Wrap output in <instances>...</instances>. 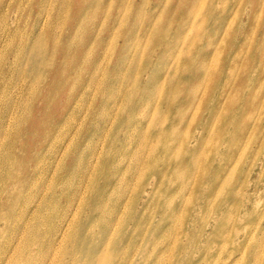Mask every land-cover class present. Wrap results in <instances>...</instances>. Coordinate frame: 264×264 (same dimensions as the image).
<instances>
[{
	"label": "bare ground",
	"instance_id": "6f19581e",
	"mask_svg": "<svg viewBox=\"0 0 264 264\" xmlns=\"http://www.w3.org/2000/svg\"><path fill=\"white\" fill-rule=\"evenodd\" d=\"M148 1L92 0L91 5H77L79 7L75 11V5H72L73 0H0V17H7L14 13L13 22H5L6 25H9L8 30L11 28L10 32L14 30V34L20 33L17 38L4 42L5 52L11 50L14 58L13 61L7 63L5 68L8 72L4 84H2L0 77V132L5 130L6 120L9 119L6 117L10 114V119H15L18 127L16 131L7 135V142L13 148H17L19 145V149L22 151V153L16 152V155L3 159V164L12 168L0 175V239L3 233L11 229L13 224H17L13 233L19 234L24 239L22 245L19 246L21 256L18 260H15V255L13 256V252L9 248H0V264H33L38 255L37 241L46 250L48 247H52L53 242L61 238L64 240L72 228H75L74 234L77 236L81 235L82 228L90 231V233L87 239L80 244L67 246L64 252L70 255L71 259L61 258L57 260L58 264H123L121 261L133 256L131 249L126 244L127 242L133 243L134 239L131 234L126 236L124 233L117 238H115L114 233L110 234L114 223L120 222L123 218L119 212H114L108 216L106 227L100 226L98 235L105 241L102 245H93L92 241L96 238V234L91 230L88 221L84 223L75 221V215L69 219L66 213L61 217V223L59 224V221L55 225L50 214L54 211L60 215V208H64L66 211L70 210V214L74 213L73 202L77 195H70L66 190L72 175L70 176L67 170V161L62 162V158L68 153L73 140L74 131L71 132L70 130L71 119L73 116L77 117L85 112L86 114L80 119V122L85 123L88 117L87 113L90 112L89 118L92 116L96 102L88 104L89 106L80 105V103H84L83 97L88 96L92 91H100L99 86L104 80V74L101 75V71H99L101 64L96 61L90 77H85L80 84L83 85V90L78 93L76 98L70 100V97L77 91V82L72 80L73 70H70L67 65L69 61L79 59V56L68 52L70 41L85 30L87 26L94 25L108 29L109 36L106 40L103 38L101 43L107 44L105 46L106 51L110 50L119 42L117 35L120 27L126 24L122 22L124 17L134 12L136 3L145 6ZM3 3L5 6L1 8ZM242 3L246 5L245 13L242 14L238 30L228 43L225 42V39L233 12L231 9H227L226 4H223L222 9H220L216 2H211L205 11L202 7L195 10L191 6L181 4L180 8L177 6L174 10L176 14L168 28L176 26L177 35L183 38L188 34V31H196L192 45L204 37L212 39L211 44H215L216 47L217 43L219 46L225 42L227 52L226 56L224 55L225 57L220 59L215 69L214 64H210V62L200 64L198 67V60L190 58L188 62L194 68L190 77L179 78L177 82L180 91L190 87L195 94L188 91L184 98H178L175 94L169 96L168 102L169 100L174 102L170 107H175L177 111L189 109L198 104H203L205 107L204 114L199 119V128L195 137L196 143L189 147V140L174 153L177 159H180L176 165L164 163L160 166L161 160L158 157L152 162L146 158L142 165L148 173L149 170L157 171L158 175L166 174L172 170L181 172L185 169V172L190 174L191 183L184 187V191L194 189L196 203L193 206V212L189 215L190 220H188L184 234L189 240L197 236L203 237L204 252L214 257L224 251H228L229 255L236 252H246L248 241L259 232L264 233V208L258 209L259 211L255 213L251 205L254 196L264 182V132L261 133L258 141L252 142L257 130L264 128V22L260 23L258 20L257 23L256 21V19L264 18V4L262 5L263 1L261 2V0H242L237 4L242 5ZM73 7L74 13L71 11ZM219 9L221 11H218ZM111 10L118 12V14L111 15L113 12ZM200 15H203L205 20H210L213 16L216 17L214 24L208 27L206 31L199 29L196 25ZM152 17H156L154 11ZM244 17L251 20L247 27ZM5 19L7 20V18ZM62 21H67L65 27H60ZM175 21L179 22L175 23ZM151 26L152 24L149 25L148 23V31ZM5 29L7 28L4 27L3 31ZM251 29H254L255 36L259 33L257 42L253 41L248 45L245 40L239 41V37ZM91 32L86 31V41L91 39ZM123 38L126 41V38ZM21 42L25 45L36 42L35 52L31 50L32 47H29L25 55L17 56L16 50L19 47L17 44ZM154 42L157 43L156 45L162 42L166 48L172 50L176 44V37L174 38L173 34L169 33V37L158 38ZM180 45L181 43L178 47ZM3 55L1 56L3 57ZM30 55L34 56L33 63L29 62ZM184 55L181 49H177L176 53L168 54L164 65L165 71L162 74L163 80L161 79L163 81L162 88L165 87L166 83L172 84L167 78L173 74L174 70H177V77H179L178 73L185 71L186 64L180 68L175 67V57L183 58ZM205 56L211 57L212 52L206 53ZM26 61L31 67L22 69L21 64L26 63ZM256 67L259 68V73L252 74ZM172 77L175 79L174 76ZM19 78H27L29 86L25 88L24 83L21 85L24 92L27 90L28 93H31L35 89L38 90L36 97L32 95L26 102H33L30 113L34 111L35 117H39L38 121L33 118L31 122L23 124L20 117L26 103L20 106L17 104L10 105L7 95L18 86L17 79ZM147 79L149 81V76ZM213 79L216 80L211 84ZM108 81L110 82V79ZM104 83L106 88L110 89V84L108 85L106 79ZM206 87L204 93H209L208 99H205L201 92V89ZM112 93L114 96L116 95L115 87L112 89ZM102 96L105 98L107 94L103 92ZM40 99L43 100L41 103L38 102ZM107 100H105L106 103ZM111 103L110 98L109 104L107 103L108 107ZM163 103H167L166 99ZM51 108H53L51 112L56 123L52 129H48L50 122H45V118H41V116H49ZM231 108L233 112H230ZM144 114L141 112V115ZM193 118L188 115L187 110H184L175 118L167 121L170 124L168 127L165 122L162 126V118L153 117L149 126L155 131L156 148L170 149L172 136L177 131L186 128L193 122ZM27 121H29V116ZM135 121L133 119V122ZM240 122H243L244 125L239 130L236 128L233 131L231 127ZM42 123L46 129H42ZM140 123H143V119L131 123L128 128H136V125ZM24 126L32 131L31 139L21 136ZM99 127L102 131L103 122ZM216 127L218 130H215ZM128 134L126 130L124 136L131 141L130 136L133 135L129 136ZM101 135L98 134L96 137ZM1 136L3 135L1 134ZM101 138L102 136L98 139ZM210 144L218 147L217 151L208 153L207 148ZM249 144L252 147L243 172L246 173L244 175H248L250 181L246 185L237 183L235 186L236 179L232 167L241 162ZM127 149L129 150V148ZM30 152H33L34 155L28 156ZM47 152H50L52 156L46 162L45 155ZM85 165L86 169L78 184L83 185L85 183L88 189V183H91L94 175L92 159ZM15 166L19 169L13 171ZM257 169H259L258 173ZM127 172L128 170L122 169L115 171L113 176L109 178V182L102 187L101 192L115 191L121 180L119 177L127 174ZM42 178L52 184L50 185V193H48L46 182L42 185L39 184ZM36 185L39 186V189L32 192V187ZM158 185V182L153 183V188ZM242 192L246 194L243 200L245 209L243 217L245 218L240 219L239 225L247 224L252 219L251 216H257L254 227L245 234H242V230L238 228L226 226V223L229 222L230 209L236 206L239 194ZM107 201L108 197L93 195L92 201L89 202L93 210L90 216L93 218L101 216L100 214L95 215L94 211L105 206ZM119 207L124 208V202H120ZM162 215L164 217L165 212H162ZM20 220L23 221L19 223ZM135 223L137 230L139 222L136 221ZM53 225L55 226L51 230H46ZM196 227L198 229L195 231ZM9 238L7 241H10ZM11 238H15V236ZM78 239L80 238L78 237ZM112 240H114L115 246L118 245L119 241L123 243L119 247L118 256H115L117 247L114 246L110 249ZM233 241H238L237 246L230 249L228 246ZM142 248L149 252V242ZM184 248L188 251L192 250V246H185ZM141 255L143 257L140 260L132 261L131 264H149V254L145 252ZM117 257H121V260L118 261ZM219 260L217 259V261Z\"/></svg>",
	"mask_w": 264,
	"mask_h": 264
},
{
	"label": "rangeland",
	"instance_id": "374dc122",
	"mask_svg": "<svg viewBox=\"0 0 264 264\" xmlns=\"http://www.w3.org/2000/svg\"><path fill=\"white\" fill-rule=\"evenodd\" d=\"M126 1L127 0H125V2ZM137 1L142 2V0ZM262 1L263 5L264 0H261V2ZM211 2H216V5H218V7L220 6V9H222L221 6L223 4H226L227 9H231L233 12L225 39V42L228 43L233 38V34L238 30L240 19L243 16L242 14L245 13V3H242V5L237 4L242 2V0H149L145 6L136 3L134 12L124 17L122 22L126 24L121 26L118 30V44L114 45L110 50L106 51L105 46L107 44H104V42L101 43L103 38L105 40L108 38V29L96 27L94 25H89L85 29L88 33L92 31L89 41H86L85 34L87 33L85 30L73 37L70 41L68 52L79 56L78 60L69 61L67 65L70 70H73L71 75L72 80L74 79L77 82V91L70 97V100L76 98L78 93L83 90L84 87L80 84L84 81L85 77H90L93 72L92 68L94 62L96 61L101 64V69L99 71H101V75L104 74V80L102 79L103 82L99 86L100 91H92L91 94L83 97L84 103H80V105H88L92 102H96L92 116L89 118L90 112L87 113L88 117L85 123H82L80 119L86 114L85 112L77 117L72 115L73 118L71 119L70 130L71 132L74 131L73 140L71 141L68 153L62 158V162L67 161V170L70 176L72 175L66 190L70 195H77V198H75L73 202L74 213L70 214V210L66 211V209L60 208V215H57L53 211L50 216L55 225L66 213L69 219L75 215V221L83 223L88 221L91 230L96 234V238L92 241L93 245H102L105 241L98 235L100 226L106 227L108 216L112 215L114 212H119L123 218L120 222L114 223L110 234L114 233L115 238L124 233H126V236L131 234L134 239L132 244L129 242L126 243L127 247L131 249L130 251L133 256L121 261L123 264H131L132 261L140 260L143 257L141 254L145 252L149 254V264H215L217 259L220 260L217 261L216 264H264V233L259 232L253 239L248 241V244H246L248 250L246 252H236L229 255L230 253H228V251H224L215 257L204 252L205 246L203 237L197 236L196 238H190V240L187 239V235L185 236L184 232L188 220H190L189 215L193 212V206L196 203L194 198L195 190L189 189L184 191V187H187L191 183L192 178H190V174L185 172V169L181 172L172 170L166 174L158 175L157 171L149 170L148 173L142 166L144 159L149 158L150 162H152L157 157L161 160L159 163L160 166L164 163L176 165V162H179L180 159H177L174 153L182 148L189 140V147L196 143L195 137L199 128V119L204 114L203 111L205 107L203 104H198L189 109L185 108L177 111L175 107H170L174 102L171 100L168 102V99L172 94H175L178 98H184L188 91L195 94L190 87L183 88L180 91L177 82L179 78L190 77L194 69L188 62L190 58H196V61L198 60V67L200 64L210 62V64H214L213 67L215 69L220 59L226 56L227 44L224 42L225 44H219L218 46L217 43L216 47L215 44H211L212 39L204 37L195 45H192V40L196 36V31H188V34L183 38L177 35L178 30L176 26L173 28H168V26H171L173 22V18L176 14L174 10H176L177 6L180 8L182 4L184 6H191L195 10L202 7L205 11L211 5ZM91 3L92 0H73L72 5H75V11H77L79 7H77V5L81 4L88 6L91 5ZM235 4H237V6H234ZM4 6L5 3H3L1 8ZM220 9L218 11H221ZM71 11L74 13V7ZM111 11H113L111 15L114 13L116 15L118 14V12L114 10ZM153 11L156 17H152ZM5 18H7V20ZM14 19V13L7 17H0V77L2 78V84H4V79L8 72L5 69L8 65L7 63L13 61L14 58L11 50L5 52L4 42H7L9 39L13 40L20 34H14V30L10 32L11 28L8 30L9 25H6L7 23L5 21L12 23ZM214 19H216L215 16L211 17L210 20H205L203 15H200L197 18L196 25L199 29L206 31L208 27L214 24ZM258 20L260 23L264 22V18L256 19L257 23ZM178 22L179 21H175V23ZM250 22V19L248 20L245 18L246 27ZM148 23L149 25L152 24L149 31L147 30ZM66 24L67 21H62L60 27H65ZM4 27L7 29L3 31ZM169 33L173 34L174 38L176 37V44L173 46L172 50L166 48L162 42L156 45L157 43L154 42L155 39L167 38V36L169 37ZM254 33V29L246 31L239 37V41L245 40L248 45L253 41L257 42L259 33L256 36ZM23 34L25 35V32H23ZM123 37L126 38V41ZM180 43L181 45L178 47ZM17 45H19L16 50L17 56H23L29 47H32L31 50L35 52L37 44L33 42L30 45H25L21 42ZM177 49H181L185 55L183 58L179 56L175 57V67L180 68L182 65L186 64V69L185 71L182 70L184 72L178 73L179 77L176 76L177 70H174L173 74L167 78L172 84L166 83L165 87L162 88V74H164L165 71L164 65L167 61L166 58L168 54L176 53ZM208 52H212L211 57L205 56ZM1 55H3V57ZM29 58V62L33 63L34 56L30 55ZM30 67L28 61L21 64L22 69H29ZM258 70L259 68L256 67L253 69L252 74H258ZM148 76L149 81L147 79ZM172 76H174L175 79H173ZM105 79L108 85L110 84V89L106 88L104 83ZM108 79H110V82ZM215 80L216 79H213L211 84H213ZM23 83L25 88L29 86L27 78H19L17 79L18 86H16L11 93H8L7 96L9 97L8 100L11 106L15 104L19 106L21 104L24 105L32 95L36 97L38 90L35 89L31 93H28L27 90L24 92L21 87ZM114 87L116 90L115 96L112 93ZM206 89L207 87L202 88L201 92L204 94V98L208 99L209 93H204ZM103 92L107 94L105 98L102 96ZM242 92L243 91H241V93ZM110 98L112 103L108 107ZM106 99H108V104L105 102ZM165 99L167 103H163ZM42 101L43 100L40 99L38 102L41 103ZM32 103V101L26 103V107L22 111L20 118L23 124L31 122L33 118L36 121L39 120V117H35L34 111L30 113L33 106ZM184 110H187L191 118H195H193V122L186 128L177 131L172 136V145L170 149L156 148L155 144H157V140L154 138L155 131L149 126L152 118L160 117L162 118V126H164L165 122L166 126L170 127L167 121L175 118ZM51 111H53V108L50 109L49 116H41V118H45V122H50L48 129H52L56 123L52 117ZM141 112L145 114L141 115ZM230 112H233L232 108ZM29 113L30 115H28ZM27 115L29 116V121H27ZM7 118L9 119L6 120V128L2 133L0 132V175L4 174L9 168H12L6 167L3 164V159L11 155H16V152L22 153L19 149V145L17 148L8 145L7 135L16 131L18 125H16L15 119H10V114L7 115L6 119ZM133 119L138 122L143 119V123L137 124L136 128L129 129L128 126L136 122H133ZM101 122H103L102 131L99 129ZM242 125H244L243 122H240L238 125H233L231 128L233 131L236 128L239 130ZM41 127L42 129L44 128L43 123ZM126 130L129 136L133 135L130 136L132 138L131 141L124 136ZM215 130H218V127H216ZM31 132L30 129L24 126L21 136L31 139ZM75 132L77 133L75 134ZM262 132H264V128L257 130L252 142L258 141ZM1 134L3 136H1ZM98 134H102L100 140L98 138L101 136L96 137ZM251 147V144H249L241 162L232 167L233 175L236 179L235 186L237 183L239 185H246L250 181L248 175H244L246 173L243 172V168L246 167V161L249 159ZM127 148H129V150ZM217 148L218 147L214 146V144H210L208 145L207 152H215ZM31 155H34V153L30 152L28 156ZM51 156L50 152L46 153V162ZM91 159L93 162L92 169L94 175L91 183H88L89 187L87 189L85 183L79 185L78 182L86 169L85 163ZM261 167L263 168V166ZM15 169H19V167L15 166L12 170L15 171ZM120 169L124 171L128 170V172L119 177L121 180L115 191L113 190L106 193L101 192L102 187L109 182V178L113 176L115 171ZM258 171L259 169H257V173ZM45 182L48 193H50V185L52 184L49 183L48 180L42 178L39 184L42 185L45 184ZM155 182H158L159 185L153 188V183ZM38 185L32 187V192L39 189ZM121 189H123V192L120 191ZM93 195L108 197L105 206L95 209L94 214L101 215L96 218L90 216L93 210L89 202L92 201ZM245 196L246 194L243 192L239 194L236 206L230 209L228 215L229 222L226 223L227 227L232 226L242 230V234L252 229L257 222V216L255 217L254 215L251 216L252 219L247 224L239 225V221L245 213L243 206ZM120 202H124V208L119 207ZM238 203H241L240 206ZM251 205L255 213L259 211L258 209L264 208V182L254 196ZM162 212H165L164 217ZM22 221L23 220H20L19 223ZM136 221L139 222V228L137 230ZM60 223L61 221L59 224ZM55 225L46 228V230H51ZM16 226L17 224H13V228L11 227L8 232L2 234L0 248H9L11 252H13V256L15 255V260H18L21 256L19 246L22 245L24 239L20 237L19 234L15 235L13 233ZM197 229L198 227L195 228V231ZM207 229H209V227H207ZM74 232L75 228H72L71 232L64 240L61 238L53 242L52 247H48L46 250H44L37 241L36 249L38 255L33 261V264H58L57 260L61 258L70 260V255L64 252L65 248L67 246L71 247L76 243L80 244L83 240L87 239L90 233V231L84 228L81 229L80 236L75 235ZM13 236H15V238H11ZM7 237H10V241H7ZM78 237L80 239H78ZM112 241L110 249L115 246L114 240ZM148 242L149 252L142 248L143 245L146 246ZM237 243L238 241H233L228 247L233 249L237 246ZM122 245L123 243L119 241L118 245L115 246L117 247L115 256L119 254V247ZM185 246H192V250H186L184 248ZM117 260L120 261L121 257H117Z\"/></svg>",
	"mask_w": 264,
	"mask_h": 264
}]
</instances>
